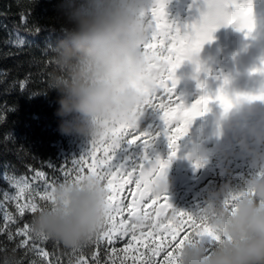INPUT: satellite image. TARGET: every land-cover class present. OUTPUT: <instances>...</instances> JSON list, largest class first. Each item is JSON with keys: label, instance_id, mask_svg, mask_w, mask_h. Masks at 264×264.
<instances>
[{"label": "clouds", "instance_id": "1", "mask_svg": "<svg viewBox=\"0 0 264 264\" xmlns=\"http://www.w3.org/2000/svg\"><path fill=\"white\" fill-rule=\"evenodd\" d=\"M157 7V0H59L57 38L45 46L44 53L46 85L58 93L55 115L61 135L82 137L92 147L111 140L113 130L138 129L151 107L150 97L159 94V82L168 71L166 63L146 48ZM213 10L214 5L203 0L201 13ZM200 51L187 60L196 70ZM259 74L264 76V72ZM191 79V74L184 77L186 84ZM219 95L226 96L231 106L225 108L209 97L206 111L191 124L210 111L209 104H217L211 124L218 138L227 139L228 150L217 149L215 154L225 165L233 156L239 157L251 173L239 183L225 179L209 188L191 212L170 204L198 223L173 254L164 257L163 264H264V107L256 104L264 99H247L256 96L235 95L227 87L218 89ZM262 95L264 90L258 96ZM204 143L200 131L189 135L188 158L198 168L209 163ZM149 190L153 197H168L170 181L165 170L152 177ZM109 196L106 181L95 173L63 180L50 198L36 202L28 232L36 240L83 249L107 227ZM145 226L143 215H133L127 222L130 232ZM205 228L216 237L214 242H209ZM4 251L0 248V253ZM146 259L148 264H156L155 257ZM2 264L21 262L14 254H5Z\"/></svg>", "mask_w": 264, "mask_h": 264}, {"label": "trees", "instance_id": "2", "mask_svg": "<svg viewBox=\"0 0 264 264\" xmlns=\"http://www.w3.org/2000/svg\"><path fill=\"white\" fill-rule=\"evenodd\" d=\"M58 3L59 0H35L33 4L29 0H0V248L5 250L0 253V264L5 254H14L21 264H77L81 256L89 264H97V260L99 264H112L113 260L119 264L123 250L132 239L131 233L112 244L104 240L97 247L94 241L77 250L52 240H36L31 236L28 239L21 230L29 225L33 214L25 212L21 216L16 201L11 199L17 192L14 180H26L33 195L37 191L43 192L47 185L62 182L64 172L72 168V162L91 149L88 140L64 136L58 131L59 118L55 115L58 93L46 85L48 61L44 49L57 38ZM249 94L250 91L245 93ZM257 107H264V101L258 100ZM231 162L232 168L225 175L218 172L210 188L225 179L239 183L250 175L251 169L245 161L233 156ZM205 168L215 171L209 163ZM37 172L44 173L45 179H37ZM207 191L187 202L182 211L191 212ZM40 201L36 197V202ZM5 212L11 214L12 221H4ZM171 217L169 215L170 220ZM149 230V227L142 229L144 233ZM137 236H140L139 231ZM26 239L27 244L23 243ZM141 239L133 241L126 264H133L137 250L148 251L145 244L159 243L156 236ZM39 249L48 253L47 258L39 254ZM156 259L162 260L163 253Z\"/></svg>", "mask_w": 264, "mask_h": 264}, {"label": "snow or ice", "instance_id": "3", "mask_svg": "<svg viewBox=\"0 0 264 264\" xmlns=\"http://www.w3.org/2000/svg\"><path fill=\"white\" fill-rule=\"evenodd\" d=\"M209 2L214 5V10L211 13L201 14L197 23L183 31L166 19V0H157L158 7L153 10L152 37L146 48L151 49L161 61L166 63L168 71L159 82V94L150 97L149 104L159 112V118L163 121L164 134L171 150L170 158L175 156L177 142L185 134L188 125L191 124L195 117L202 115L206 111V106L209 103V96L202 95L190 106L186 107L174 95L177 83L173 75L175 69L183 61L190 60L193 55L197 54L202 45L212 39V33L217 28L232 25L236 30L248 34L255 27L251 0H209ZM197 70H199V65H197ZM260 71L264 72V68L260 69ZM197 86L203 87L199 82ZM246 98L264 99V95ZM215 99L219 100L225 108L231 106V101L226 96L219 95ZM173 105L175 106L173 107ZM110 136L112 137L111 140L94 144L89 152L78 160H74L72 168L64 172V180L75 181L83 174L92 172L97 174L100 179L106 181V187L110 192V215L105 231L96 239L97 247L104 240L112 244L116 239L123 238L131 233L132 239L123 250L124 255L120 257L119 262V264H126L129 258V249L133 248V241H137L141 237L156 236L159 243L152 241L151 245L145 244L144 247L148 249L147 252H139L137 250L136 257L132 258L133 264H148L147 257L153 256L156 259L162 253L163 259H156V264H163L164 257L173 254V249L183 243L198 222L194 221L186 213L174 209L168 202L167 196L153 197L150 193L149 184L152 177L163 173L168 166V160H161L157 157L155 161H152L147 155H143L139 162L127 167L123 164L114 166L112 163L116 150L122 144L129 146L140 144L146 149L154 143L155 135L141 132L137 128L129 126L113 130ZM137 166L139 174L134 177L133 173L137 171ZM36 178L44 180L45 174L37 172ZM129 183L136 184V198L128 205V219L118 220L117 218L122 216L125 211L124 200L127 199V197L121 198L119 193ZM13 184L17 192L11 199L16 201L17 212L23 216L25 212L34 213L38 207L36 197H39L41 201L50 198L57 183L53 182L47 185L43 192L37 191L34 195L31 186L26 180H14ZM145 199L152 200L154 205L161 200L164 201L161 206L153 209L155 217H150L148 213H141L140 209L143 207L141 202ZM22 200L24 201L23 203L20 202ZM169 209L172 212V217L170 222L165 224L160 217L164 216V219H169L165 216V212ZM133 215H143L146 221H151L150 224L147 223V226H145L149 227V232L144 233L142 231L143 227L139 230L140 236L138 237V231H128L127 222ZM3 218L6 223L12 221L11 214L7 212L4 213ZM21 231L25 237L31 239L28 225H25V228ZM204 232L208 233L209 242H214L216 237L210 230L205 228ZM9 238L11 239V236ZM28 239L23 243L27 244ZM141 243H143L142 239ZM38 252L42 257L47 258L48 253L46 251L39 249ZM113 253L119 256L115 249H113ZM93 259H96L95 254ZM77 264H89V261L81 256ZM97 264H99L98 260ZM112 264H116V261L113 260Z\"/></svg>", "mask_w": 264, "mask_h": 264}, {"label": "rangeland", "instance_id": "4", "mask_svg": "<svg viewBox=\"0 0 264 264\" xmlns=\"http://www.w3.org/2000/svg\"><path fill=\"white\" fill-rule=\"evenodd\" d=\"M203 0H166L165 13L166 19L174 24L179 29L186 30L191 25L197 23L201 17V7ZM252 4V14L255 22L254 30L251 33H244L242 31L236 30L232 25L225 26L229 27V35L222 29V35L216 34V30L212 33V39L208 42H205L201 47L200 56V70L197 71L196 67L191 65L187 60L183 61L182 64L175 69L176 75L174 78L177 80V86L174 89V95L178 97L183 103L190 106L195 102L200 96L207 95L213 100L217 94L218 89L221 88H231L236 89L238 94L241 95L242 89L248 87L249 83L254 80V76L250 71L251 68H254L255 63L258 61H264V0H251ZM224 27V26H222ZM220 27V28H222ZM216 34V35H215ZM253 34L252 36H249ZM215 35V37L213 36ZM250 37V38H249ZM182 71L183 73L179 72ZM200 74V78L215 77L211 84V89L206 91H199L198 83H195V75ZM192 75V79L186 84L184 77L186 75ZM264 83V77L259 78L258 83ZM205 88L203 85L202 89ZM257 86L252 84L249 86V91L252 96H256ZM258 105V100L256 101ZM175 105H173L174 107ZM218 105L211 103L208 105V109L216 111ZM147 111V110H146ZM159 112L153 107H149L148 113H145V116L139 122L150 128L156 129L161 133V137H166L164 134V124L163 121L159 118ZM211 115V113H210ZM203 119L196 118L193 123L189 126V132L186 133L183 137V144H178L176 149L175 156L168 159L170 152L163 153L162 150L157 151L153 149L155 147L152 143L150 147L144 148V146L139 144L137 150L133 151V145L131 147H123V144L119 149L116 150L114 155V166H119L121 164L125 167L131 165V161L135 163L140 161V158L143 155H147L148 158L152 161H155L157 157L161 160H168V166L165 169L167 176L170 181V190L168 193V199L176 194H190L196 195L197 192H193L196 185L203 184V175L195 178L188 162L186 152L188 148L183 147L184 144L188 145L189 135L192 132L200 131L203 132ZM211 124H209L210 126ZM139 127V126H138ZM207 128V125H206ZM142 132H148L144 130ZM205 137L204 146L209 150V153H213L217 149H224L226 143L225 137H217L213 128L207 131L206 134H203ZM131 138V137H130ZM131 171V169H129ZM139 168L137 166V171L133 173V176H138ZM131 190V191H130ZM136 190L135 183H129L125 185L123 191L119 193L120 197H127L124 200L125 212L128 213V205L131 203L130 196ZM143 207L140 209L141 213H148L150 217H155L154 208L161 206L164 201H159L156 205L153 204L152 200L145 199L142 202ZM178 210V203L172 205ZM170 210V209H169ZM171 212V210H170ZM120 217V216H119ZM119 217L117 219H119ZM121 219V218H120ZM124 219H128L127 217ZM160 219H165L163 216ZM151 221H147L150 224Z\"/></svg>", "mask_w": 264, "mask_h": 264}, {"label": "water", "instance_id": "5", "mask_svg": "<svg viewBox=\"0 0 264 264\" xmlns=\"http://www.w3.org/2000/svg\"><path fill=\"white\" fill-rule=\"evenodd\" d=\"M133 197H135V194L133 195Z\"/></svg>", "mask_w": 264, "mask_h": 264}]
</instances>
